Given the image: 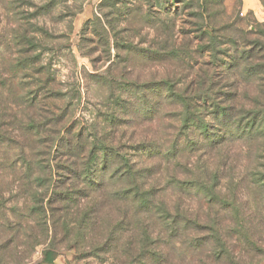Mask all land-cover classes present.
I'll return each mask as SVG.
<instances>
[{"label": "rangeland", "instance_id": "1", "mask_svg": "<svg viewBox=\"0 0 264 264\" xmlns=\"http://www.w3.org/2000/svg\"><path fill=\"white\" fill-rule=\"evenodd\" d=\"M103 1L0 0V264H145L146 261L150 264L149 257L156 242L152 225L146 249H140L137 236L142 226L151 221L145 216H136L132 222V211L129 210L127 216H123L122 208L115 211L113 206L118 205L106 201L107 190L104 194L101 181L94 178L92 184V177L77 178L74 174L69 179V172L64 170L69 167L60 161L59 147L63 138L66 139L64 132L69 131L75 138L81 130L84 136L96 139L107 136V143L112 139V146L119 155H125L130 162H140L139 157L153 149H137L135 145L144 138L146 142L153 139L158 126L157 117L152 118L153 112L158 99L163 102V88L156 90L154 84L167 78L176 82L183 73L175 57L146 54L150 44L159 47L168 36L162 33L160 20L164 17L161 14H152L148 24H144L142 18L139 26L137 22L133 24L132 20L137 17L132 15L126 17L125 22L101 26L95 21V15L101 19L98 6ZM249 3L254 6L244 9ZM183 6L184 3L175 5L174 2L169 6L167 19H174V24L166 27L173 29L174 36L184 27L182 21L188 22L187 14L192 12L185 11ZM222 6L230 21L241 20V26L251 31H264V7L258 0H223ZM18 17L21 22L16 23ZM89 17L91 19L87 20ZM88 21L93 23L85 26ZM125 28L135 30L128 35L131 38L126 41L132 43V48L127 50L120 45L124 36L121 31ZM92 31L103 36L99 45L98 39L93 42ZM15 35L24 36L21 45H17ZM105 36L110 39V49L105 44ZM182 40L178 37L177 43ZM172 41L175 42L176 37H169L168 42ZM114 42L118 44L117 50L112 48ZM137 44L140 53L134 50ZM16 48L27 50L19 59L35 61L36 67H44V71L55 78V88L63 94L59 104L70 102L64 109L65 121L58 127L43 125L44 116L27 108L21 85L12 80L14 65L10 63L16 57ZM96 71L103 74L106 82L102 84L92 77L97 76L92 75L97 74ZM110 78L116 81L109 82ZM130 83L146 85L133 95ZM109 84H113L114 96L122 100L127 114L123 113L122 106L113 107L106 101ZM183 88V82L175 87L178 91ZM59 127H62L60 134L55 135ZM50 129L52 133L44 132ZM239 148L230 152L228 164H233L234 168L222 170L220 189L222 194H240L242 199L238 198V203L248 219L250 233L264 249V224L257 223L252 193L244 186L238 190L227 187L229 178L247 165L246 151L242 146ZM144 160L147 168L154 166L153 158ZM202 161H205L204 156ZM88 168L95 170L93 165ZM183 175L186 174L179 173L180 178H184ZM156 177H163V173ZM101 180L107 187L106 176ZM66 192L70 193L69 201L63 200ZM186 195L185 203L198 211L197 199L201 196L197 197L194 189L188 190ZM90 199L95 200V205ZM225 215H219L223 219L222 226L232 223V217ZM206 219L203 216V220ZM118 221L121 223L114 225ZM116 226L120 229L110 235ZM105 242L103 247L94 249L93 245ZM48 251L53 255L51 263L44 260ZM128 253L131 255L126 259ZM233 255L232 261L224 260L220 264H264V252L258 254L235 246Z\"/></svg>", "mask_w": 264, "mask_h": 264}, {"label": "trees", "instance_id": "2", "mask_svg": "<svg viewBox=\"0 0 264 264\" xmlns=\"http://www.w3.org/2000/svg\"><path fill=\"white\" fill-rule=\"evenodd\" d=\"M196 1L104 0L98 6L101 19L95 15V21L109 27L114 22H125L131 15L137 17L132 20L133 24L138 23L137 26L142 18L144 24L150 23L152 14L164 17L160 24L162 33L168 36L159 47L150 44L146 54L175 57L183 73L176 82L167 78L154 84L156 90L163 88V102L158 99L155 115L151 116L157 117L158 126L150 142L144 138L135 145L137 149H153L152 152L141 155L140 162H130L128 157L118 154L112 139L108 144L107 136L96 139L95 136H84L81 130L75 138L65 131L66 139L63 138L59 147L60 161L69 167L64 169L69 172V179L73 177L71 174L77 178L92 177L91 181L98 179L104 194L107 190L106 201L118 205L113 206L115 211L122 208L123 216L132 211V222L136 216H145L151 221L142 226L137 236L140 249H146L145 242L152 234V225L156 242L149 257L150 264H220L224 260L232 261L235 246L258 254L264 252L250 233V224L238 203V198L242 199L240 194H222L220 189L222 170L234 168L233 164H228L231 150L242 146L247 165L229 178L227 187L238 190L244 186L249 190L258 213L257 223L264 224V31H251L247 26H241V20L230 21L224 14L223 0ZM258 1L264 7V0ZM173 2L175 5L184 3L183 9L192 11L187 14L188 22L182 21L184 27L175 36L173 29L166 27L174 24V19H167ZM10 8L15 11L12 6ZM20 19H16V23L21 22ZM92 23L88 21L85 26ZM84 31H87L86 27ZM134 31L122 29L124 36L120 45L124 50L132 48V43L126 40ZM94 33L92 31L93 42L98 39L99 45L103 36ZM169 37H176V41L169 43ZM178 37L183 39L179 43ZM15 38L17 45H21L24 36L15 35ZM105 44L111 48L108 36H105ZM137 45L134 50L140 53L141 48ZM112 48L117 50L118 44L114 42ZM26 49L16 48V57L10 63L14 65L12 80L21 85L27 108L44 116L43 125L58 127L65 121L64 109L71 104H59L63 94L55 88V78L44 71V67H36L33 60L18 58ZM92 75H97L92 77L102 84L106 82L103 74ZM111 81L116 79L110 78ZM181 82L184 88L178 91L175 87ZM130 84L133 95L135 90L140 91L146 85ZM106 92V101L113 107L122 106L123 113L127 114L122 100L114 96L113 84L108 85ZM59 128L54 131L55 135L60 134L62 127ZM44 132L52 133L51 129ZM145 158L154 159L155 169L154 166L146 167ZM89 165L95 170L88 168ZM180 172L186 174L184 178L179 177ZM159 173H163V177H156ZM103 176L107 178V187L101 180ZM190 189H194L197 197L201 196L197 199L198 211L185 203L186 192ZM91 191L95 193V190ZM66 195L63 200L69 201L70 193L66 192ZM90 202L95 205V200L90 199ZM221 213L232 217L230 225L222 226ZM203 216L207 219L203 220ZM117 228L120 226H116L110 235L113 236ZM133 236L129 235V248ZM107 240H110L109 235ZM232 240L236 243L231 244ZM104 245L106 242L93 247ZM130 255L128 253L126 259ZM44 260L51 263L52 253L46 252Z\"/></svg>", "mask_w": 264, "mask_h": 264}, {"label": "crops", "instance_id": "3", "mask_svg": "<svg viewBox=\"0 0 264 264\" xmlns=\"http://www.w3.org/2000/svg\"><path fill=\"white\" fill-rule=\"evenodd\" d=\"M247 6H244V9H246V10H250L251 8H249V7H252V6H254V4H252V3H249V5L248 4H246ZM89 19H91L90 17L89 18H87V20H89Z\"/></svg>", "mask_w": 264, "mask_h": 264}]
</instances>
